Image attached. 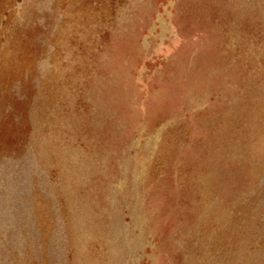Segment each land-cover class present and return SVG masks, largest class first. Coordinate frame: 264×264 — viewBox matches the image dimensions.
<instances>
[{"label":"rangeland","instance_id":"1","mask_svg":"<svg viewBox=\"0 0 264 264\" xmlns=\"http://www.w3.org/2000/svg\"><path fill=\"white\" fill-rule=\"evenodd\" d=\"M0 264H264V0H0Z\"/></svg>","mask_w":264,"mask_h":264}]
</instances>
